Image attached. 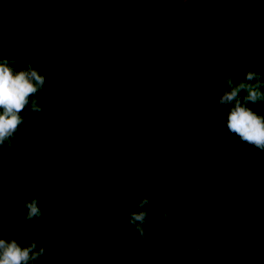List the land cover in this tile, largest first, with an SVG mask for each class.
Listing matches in <instances>:
<instances>
[{"label":"trees","instance_id":"16d2710c","mask_svg":"<svg viewBox=\"0 0 264 264\" xmlns=\"http://www.w3.org/2000/svg\"><path fill=\"white\" fill-rule=\"evenodd\" d=\"M4 58L45 74L50 110L0 149V238L37 264H264V151L216 103L235 67L264 72V0H0ZM144 197L147 241L125 220Z\"/></svg>","mask_w":264,"mask_h":264},{"label":"clouds","instance_id":"9594fccd","mask_svg":"<svg viewBox=\"0 0 264 264\" xmlns=\"http://www.w3.org/2000/svg\"><path fill=\"white\" fill-rule=\"evenodd\" d=\"M16 63L14 58L0 59V149L11 150L16 146L31 113L50 110V105L39 99V93L47 83L45 74L32 63L17 70ZM222 81L226 87L216 103L228 109L224 126L241 142L264 151V114L253 107L264 103V72L235 67ZM150 205L151 198L144 197L138 204L139 211H129L125 218L142 241L148 240ZM22 208L26 210L25 219L29 222L45 214L38 198L25 202ZM169 217V208L161 209V218L167 221ZM124 244L126 247L131 245L132 238ZM188 247L196 253L202 251L200 244L189 242ZM46 254V247L38 246L35 241L24 245L15 236L0 238V264H37Z\"/></svg>","mask_w":264,"mask_h":264},{"label":"water","instance_id":"95a60500","mask_svg":"<svg viewBox=\"0 0 264 264\" xmlns=\"http://www.w3.org/2000/svg\"><path fill=\"white\" fill-rule=\"evenodd\" d=\"M188 2L189 0H153L155 8L163 14L178 12L184 8Z\"/></svg>","mask_w":264,"mask_h":264}]
</instances>
